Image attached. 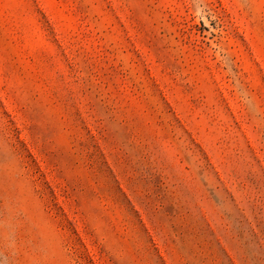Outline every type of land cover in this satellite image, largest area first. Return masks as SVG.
Listing matches in <instances>:
<instances>
[{
  "label": "rangeland",
  "instance_id": "374dc122",
  "mask_svg": "<svg viewBox=\"0 0 264 264\" xmlns=\"http://www.w3.org/2000/svg\"><path fill=\"white\" fill-rule=\"evenodd\" d=\"M0 264H264V0H0Z\"/></svg>",
  "mask_w": 264,
  "mask_h": 264
}]
</instances>
